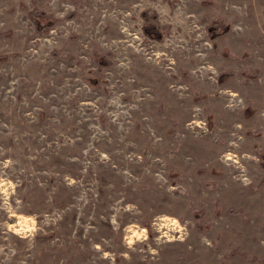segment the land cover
Wrapping results in <instances>:
<instances>
[{
    "label": "rangeland",
    "instance_id": "obj_1",
    "mask_svg": "<svg viewBox=\"0 0 264 264\" xmlns=\"http://www.w3.org/2000/svg\"><path fill=\"white\" fill-rule=\"evenodd\" d=\"M0 264H264V0H0Z\"/></svg>",
    "mask_w": 264,
    "mask_h": 264
},
{
    "label": "trees",
    "instance_id": "obj_2",
    "mask_svg": "<svg viewBox=\"0 0 264 264\" xmlns=\"http://www.w3.org/2000/svg\"><path fill=\"white\" fill-rule=\"evenodd\" d=\"M31 18L36 22V25L38 26V29L47 31L48 27L55 23V19L45 15L44 13L41 12H36V13H30ZM43 20L44 24H40L39 22ZM215 29L219 28L221 32L218 34H223L227 30V25L223 23L221 20H217L214 22L213 26ZM143 31L151 39L159 40L161 38V32L159 28L153 24H148L143 27ZM216 35V33H215Z\"/></svg>",
    "mask_w": 264,
    "mask_h": 264
},
{
    "label": "bare ground",
    "instance_id": "obj_3",
    "mask_svg": "<svg viewBox=\"0 0 264 264\" xmlns=\"http://www.w3.org/2000/svg\"><path fill=\"white\" fill-rule=\"evenodd\" d=\"M120 143H122V142H120Z\"/></svg>",
    "mask_w": 264,
    "mask_h": 264
}]
</instances>
